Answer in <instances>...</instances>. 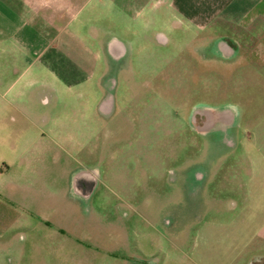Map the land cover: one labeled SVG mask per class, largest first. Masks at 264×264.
<instances>
[{"label":"rangeland","instance_id":"374dc122","mask_svg":"<svg viewBox=\"0 0 264 264\" xmlns=\"http://www.w3.org/2000/svg\"><path fill=\"white\" fill-rule=\"evenodd\" d=\"M89 22L101 55L89 83L57 90L27 118L0 114V222L10 224L3 233L29 242L36 235L26 264H47L49 255L51 264L113 262L102 248L118 251L122 264H149L162 251L165 264L184 260L180 252L193 264L199 222H241L236 182H250L264 160L256 151L264 147L260 39L236 32L242 60L228 59L168 5ZM114 40L127 48L118 62L107 53ZM184 47L195 50V83L180 79L192 74ZM208 113L225 119L199 129Z\"/></svg>","mask_w":264,"mask_h":264},{"label":"crops","instance_id":"0c3cea01","mask_svg":"<svg viewBox=\"0 0 264 264\" xmlns=\"http://www.w3.org/2000/svg\"><path fill=\"white\" fill-rule=\"evenodd\" d=\"M153 4L168 5L175 19L204 35L205 41L215 42L217 51L228 59L238 54L242 60L236 32L260 39L257 49L264 50V0H0V114L14 110L26 117L37 103L49 104L43 102L42 92L51 96L58 91L78 92L94 77L101 59L89 42L93 28L89 21L107 12L136 18ZM146 22L152 23L151 14ZM107 53L115 61L125 54L124 45L114 40ZM258 128L264 134V124ZM256 147L264 155V147ZM260 161L261 168L250 182H236L245 197L241 222H199L193 264H264V160ZM5 225L10 224L0 222V264H26L31 259L28 251L39 248L36 235L31 242L26 237L11 238L3 233ZM102 251L113 261L108 264H122L118 251ZM167 254L158 252L163 257H154L149 264H165ZM179 255L184 260L187 256ZM46 258L51 264V255ZM184 260L178 264H185Z\"/></svg>","mask_w":264,"mask_h":264},{"label":"flooded vegetation","instance_id":"af4514ba","mask_svg":"<svg viewBox=\"0 0 264 264\" xmlns=\"http://www.w3.org/2000/svg\"><path fill=\"white\" fill-rule=\"evenodd\" d=\"M158 41L160 42V44H162V45H168V44H170V42L168 41V39H166L164 36H162L161 34H160V36L158 37ZM124 48H125V54L124 55H122V56H116V58H115V61L116 62H118V61H120V60H122L126 55H127V48L124 46ZM179 52H181V54H182V56H187V61L189 62V64H188V69H191L192 70V74L191 75H189V74H181L180 75V79H182V80H184V79H186V78H190L191 77V79H192V82L193 83H195V82H197V80H198V76L195 74V65H196V55H195V50H191L190 51V49H188V48H186V47H184V48H180L179 49ZM190 52H192V53H190ZM189 54V55H188ZM128 93L130 94V98L131 99H137V96L135 95V93H133V91L131 92V89H129L128 90ZM188 93H190V92H188ZM132 95V96H131ZM51 97V95H46V92H42V100H43V102H48V101H50V98ZM116 99H117V97H116ZM116 102H118V101H116ZM198 118H197V120H196V122H197V124H198V121H199V114H198V116H197ZM225 119V117L224 116H222V115H217V114H215V113H208V114H206L205 116H204V123H205V125L204 126H200L199 127V129L201 128H208L209 126H211L217 119ZM198 129V130H199Z\"/></svg>","mask_w":264,"mask_h":264}]
</instances>
